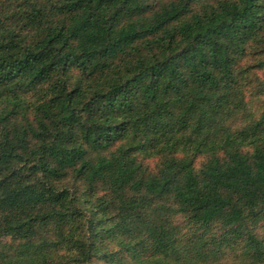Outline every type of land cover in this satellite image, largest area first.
Masks as SVG:
<instances>
[{"label": "trees", "instance_id": "trees-1", "mask_svg": "<svg viewBox=\"0 0 264 264\" xmlns=\"http://www.w3.org/2000/svg\"><path fill=\"white\" fill-rule=\"evenodd\" d=\"M0 264H264V0H0Z\"/></svg>", "mask_w": 264, "mask_h": 264}]
</instances>
